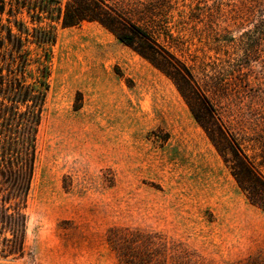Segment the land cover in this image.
I'll return each instance as SVG.
<instances>
[{
    "label": "rangeland",
    "instance_id": "obj_1",
    "mask_svg": "<svg viewBox=\"0 0 264 264\" xmlns=\"http://www.w3.org/2000/svg\"><path fill=\"white\" fill-rule=\"evenodd\" d=\"M155 22L172 57L98 22L59 28L25 253L0 264H264V211L197 117L206 96L264 137V0H174Z\"/></svg>",
    "mask_w": 264,
    "mask_h": 264
},
{
    "label": "trees",
    "instance_id": "obj_2",
    "mask_svg": "<svg viewBox=\"0 0 264 264\" xmlns=\"http://www.w3.org/2000/svg\"><path fill=\"white\" fill-rule=\"evenodd\" d=\"M174 0H0V256L25 253L26 206L36 145L50 89L53 46L59 28L98 22L126 44L141 40L143 55L164 52L147 28L170 13ZM136 20V21H134ZM145 20H152L146 23ZM146 27V29L144 28ZM174 77L190 72L170 61ZM209 118L197 116L230 164L248 200L264 211V137L219 117L205 96ZM233 159H228L229 152ZM252 151L253 154L248 152Z\"/></svg>",
    "mask_w": 264,
    "mask_h": 264
}]
</instances>
